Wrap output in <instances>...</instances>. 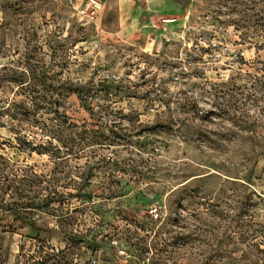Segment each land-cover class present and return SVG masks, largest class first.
Segmentation results:
<instances>
[{"label": "rangeland", "instance_id": "rangeland-1", "mask_svg": "<svg viewBox=\"0 0 264 264\" xmlns=\"http://www.w3.org/2000/svg\"><path fill=\"white\" fill-rule=\"evenodd\" d=\"M27 51L67 59L72 79L131 86L136 93L121 92L116 106L129 115L117 127L132 142L58 158L24 142L49 139L42 129L23 125L19 140L0 126V200L29 220L0 208L6 264H24L41 244L69 247L72 234L95 241L71 246L74 264H204L210 201L264 193V147L254 141L264 137V94L238 104L262 119L254 132L226 115L200 118L226 104L224 92L243 100L232 83L264 76V0H0V66ZM15 90L3 83L0 98ZM64 110L89 120L76 94ZM88 165L86 195L72 196ZM54 189L62 195L49 207L22 205Z\"/></svg>", "mask_w": 264, "mask_h": 264}, {"label": "trees", "instance_id": "trees-1", "mask_svg": "<svg viewBox=\"0 0 264 264\" xmlns=\"http://www.w3.org/2000/svg\"><path fill=\"white\" fill-rule=\"evenodd\" d=\"M51 55L50 62H47L44 57H37L27 51L13 62L0 66V87L3 83H9L14 84L16 88L12 98H0V126L6 122L10 124L11 131L19 140L26 137L20 129L23 125L42 129L49 139L39 144L24 142L30 144V151L47 152L58 158L62 153L70 151L69 153L77 154L79 150L85 151L89 146L112 147L113 142L117 144H121L123 140L132 142L130 135H123L118 130L117 126L120 122L118 120H124L129 115L123 108L117 107L116 102L121 92L130 96L136 91L124 84L122 80L109 77L99 79L91 77L88 80L72 79L62 71L64 65L68 66L66 65L67 59L60 57L57 61L55 53ZM55 67L61 69L55 70ZM231 86L230 89L240 91L242 95H245L243 100L232 94H229L230 97L225 96L226 92H224L226 104L224 103L222 107L217 106L218 111L211 109L208 115L206 114L207 116H200V118L205 120L211 114L221 117L226 115L241 130L247 129L254 132L262 119H258L249 108L244 107L245 100L251 99L259 102L261 97L256 92L261 91L264 94V76L249 73L247 81L234 82ZM247 88L253 90H247ZM112 89L115 90L114 93ZM72 94L77 95L82 106L89 113V120L81 124L74 122L64 110L67 99ZM102 101L107 103H102ZM239 102L244 105L242 108L238 105ZM232 107L236 112L231 111ZM52 139H58L63 145L55 144ZM254 141H259L264 147V137L260 140L254 139ZM92 151L95 153V150ZM261 154H264V148ZM109 162L117 163L114 159ZM92 175L93 167L88 165L81 186L77 188V193L70 194L77 197L85 196L83 189L81 191L80 188H83L84 183H88ZM40 179L41 181L46 180ZM61 195L57 189H54L49 191L42 201H26L22 205L47 208ZM235 196L230 195L220 202L210 201L206 208L211 219L207 229L208 235L203 239L208 248L204 264H264V193L245 191ZM13 205L14 203L0 200V208L12 210L15 215L29 223L28 218L21 215L18 209L12 207ZM30 224L41 230L35 224ZM45 230L51 231V229ZM198 236V234L194 235V240H199ZM68 239L71 241L69 247L59 249L41 244L31 253L24 255L25 258L23 255L20 256L24 258V264H74V253L71 246H80L81 243L89 246L95 245V241L91 243L79 234L69 235ZM7 258L0 243V264H6Z\"/></svg>", "mask_w": 264, "mask_h": 264}]
</instances>
